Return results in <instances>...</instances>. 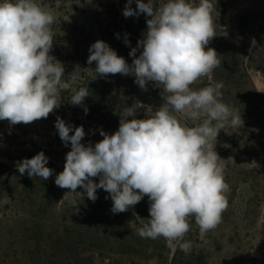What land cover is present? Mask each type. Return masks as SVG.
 Returning a JSON list of instances; mask_svg holds the SVG:
<instances>
[{
  "label": "rangeland",
  "instance_id": "obj_1",
  "mask_svg": "<svg viewBox=\"0 0 264 264\" xmlns=\"http://www.w3.org/2000/svg\"><path fill=\"white\" fill-rule=\"evenodd\" d=\"M154 2L159 6L166 0ZM210 2L216 36L206 49H215L220 65L211 79L201 77L191 87L222 82V101L243 120L238 127L223 128L215 144L230 189L221 223L201 238L194 217H189L184 239L191 248L173 251L162 237L137 234L135 214L150 218L147 196L129 211L113 214L103 189L93 202L81 188L77 192L82 196L55 185L71 150L55 128L58 116L66 124L83 126L81 143L95 144L103 139L101 130H118L124 108L133 106L137 118L150 115L162 103L163 86L150 82L144 91L132 75L101 77L94 72L96 63H87L89 48L98 39L132 63L129 52L143 37L148 17L126 18L127 0H36L56 18L50 54L63 63L70 88L46 119L17 125L0 121V264H264V0ZM131 7L136 8L135 0ZM73 71L79 73L75 81L69 75ZM82 87L89 94L83 105L70 104L71 95ZM41 151L49 158L52 177L21 175L17 162Z\"/></svg>",
  "mask_w": 264,
  "mask_h": 264
},
{
  "label": "clouds",
  "instance_id": "obj_2",
  "mask_svg": "<svg viewBox=\"0 0 264 264\" xmlns=\"http://www.w3.org/2000/svg\"><path fill=\"white\" fill-rule=\"evenodd\" d=\"M132 2L127 0L123 9L126 18L148 17L143 37L129 52L132 63L99 39L90 46L87 63L95 62L94 72L101 77L132 75L144 91L150 82L162 85V103L144 118H137L133 106L124 108L118 130L111 134L101 130L103 139L95 144L81 143L86 135L83 126L66 124L58 116L55 128L71 150L55 185L68 189L66 194L82 196L77 192L81 188L93 202L97 190L103 189L111 198L113 214L129 211L147 196L150 218L135 214L137 234L153 240L162 237L169 249L187 253L189 217H194L203 238L227 210L225 193L230 189L215 144L223 128L238 127L243 120L222 101V82L191 87L201 77L211 79L220 65L215 49H206L216 36L210 0L198 4L166 0L159 6L154 0H135V9ZM55 19L36 0H0V121L30 124L61 106L70 83L63 79V63L50 54ZM124 43L130 44L127 35ZM69 75L72 81L79 78L75 71ZM87 96L88 88L82 87L68 101L83 105ZM48 163L41 151L17 162L16 169L21 175L48 180L53 175Z\"/></svg>",
  "mask_w": 264,
  "mask_h": 264
}]
</instances>
